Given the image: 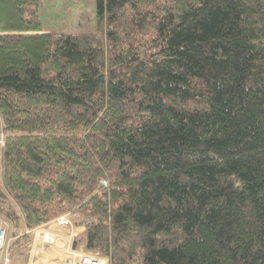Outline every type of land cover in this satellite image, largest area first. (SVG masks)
<instances>
[{"label":"trees","instance_id":"1","mask_svg":"<svg viewBox=\"0 0 264 264\" xmlns=\"http://www.w3.org/2000/svg\"><path fill=\"white\" fill-rule=\"evenodd\" d=\"M37 1L0 0L9 252L80 211L109 264H264V0H95L78 34Z\"/></svg>","mask_w":264,"mask_h":264},{"label":"rangeland","instance_id":"2","mask_svg":"<svg viewBox=\"0 0 264 264\" xmlns=\"http://www.w3.org/2000/svg\"><path fill=\"white\" fill-rule=\"evenodd\" d=\"M31 9V13L34 14V17L40 23L41 30L37 32H50L52 34H78L81 32H95L97 30L95 0H38L36 5L31 6ZM33 32L34 31H30L29 33ZM63 215H66L67 218L70 219L71 225L59 226L54 222V219H52L46 222L44 225L38 226V228L48 229L50 225H55L56 228L64 229V236L65 233L69 232V239L66 241V244H56L55 241L53 244L56 245L53 246L52 249L46 251L50 248V246H48V243L45 245V242H42V245L44 244L43 246H45L42 250V253L33 254L35 252L32 250L33 241H36L37 238H40L36 233L37 228H35L32 231L30 241H28L25 248L23 247L20 249V253L14 254L8 250L11 264L12 260L15 261V264H29L32 259L35 261H41L42 259V261L49 262L51 258L55 259L59 257L60 251L64 252V250L67 248H69V251H65V253L70 257H72L70 254V249L86 251L84 250L82 244L78 243L79 235L77 234L74 237L80 227H83L84 230V226L77 225L73 222V216L71 217V215H74V213ZM0 220L2 224L7 227L8 238L10 239L7 241L8 245L11 239H13V236L11 235V228L9 227V223L6 222L2 217H0ZM20 234L22 233L17 232L16 236H20ZM34 237H36V240ZM96 256L99 258L102 264H109V259L106 256H103L99 253H97Z\"/></svg>","mask_w":264,"mask_h":264},{"label":"built area","instance_id":"3","mask_svg":"<svg viewBox=\"0 0 264 264\" xmlns=\"http://www.w3.org/2000/svg\"><path fill=\"white\" fill-rule=\"evenodd\" d=\"M103 184H105V181H102ZM54 222L59 225V226H69L71 225L70 219L67 218L66 215H60L56 218H54ZM37 234L40 237L39 239L37 238V242H45V245L50 246L49 249L46 251L50 250L52 248L51 245L55 243L56 237H53L51 233H49L46 229L42 228H37L36 230ZM10 239L8 238V232H7V227L2 224L0 220V264H11V260L8 254V245L7 241ZM50 243V245H49ZM45 246H43L44 249ZM65 251H69V248L64 250V252L59 253V257L57 258H51L49 262L47 261H35L31 260L29 264H102V262L99 260V258L96 256L97 253L89 252V251H82V250H75V249H70V254L72 257L67 256ZM37 253V252H36ZM56 257V256H55Z\"/></svg>","mask_w":264,"mask_h":264},{"label":"crops","instance_id":"4","mask_svg":"<svg viewBox=\"0 0 264 264\" xmlns=\"http://www.w3.org/2000/svg\"><path fill=\"white\" fill-rule=\"evenodd\" d=\"M73 216V217H72ZM72 219H73V222L76 223L77 225H80V221L82 220V218L84 217V214L80 211H77L76 213H74V215H71ZM46 230L51 233V235H53V237H56V244H66L67 240L69 239L68 235H69V232L65 233V236H64V229L62 228H56L55 225H50L48 227V229L46 228ZM83 231V227H80L79 230L77 231V233L74 235V237L78 234L80 235ZM37 233V232H36ZM35 240H36V237H34ZM63 239V240H62ZM65 240V241H64ZM41 244V246H40ZM56 244H53L51 245L52 248L53 246H55ZM44 245V244H43ZM43 245H42V242L38 243L37 240L36 241H33V246H32V250L35 251L33 254H35L36 252L38 254L42 253V250H43ZM51 248V249H52ZM63 252V251H60V253ZM13 256V255H12ZM12 264H15V261L12 260Z\"/></svg>","mask_w":264,"mask_h":264}]
</instances>
